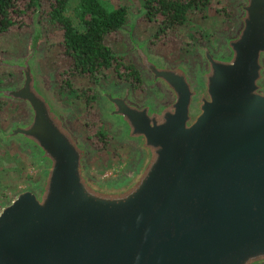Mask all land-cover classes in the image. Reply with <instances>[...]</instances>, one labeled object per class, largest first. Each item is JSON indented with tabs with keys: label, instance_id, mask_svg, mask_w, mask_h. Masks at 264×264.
I'll use <instances>...</instances> for the list:
<instances>
[{
	"label": "water",
	"instance_id": "1",
	"mask_svg": "<svg viewBox=\"0 0 264 264\" xmlns=\"http://www.w3.org/2000/svg\"><path fill=\"white\" fill-rule=\"evenodd\" d=\"M237 7L227 53L203 47L198 88L185 64L154 61L132 39L170 97L152 106L104 91L141 150L118 185L87 172L89 151L41 73L38 36L20 62L0 58L22 77L0 92L31 109L9 135L47 163L37 192L0 207V264H264V0Z\"/></svg>",
	"mask_w": 264,
	"mask_h": 264
},
{
	"label": "rangeland",
	"instance_id": "2",
	"mask_svg": "<svg viewBox=\"0 0 264 264\" xmlns=\"http://www.w3.org/2000/svg\"><path fill=\"white\" fill-rule=\"evenodd\" d=\"M103 2L108 8H114L118 5L126 6L128 10L127 23L135 24L134 34L136 38L143 40L149 51L164 56L163 61L166 63L184 62L190 71L194 70L193 68L199 60L201 61V68L203 66L200 45L207 44L211 48H215L221 43V35L225 37L233 35L237 25H239L236 19L238 0H210L202 11L199 9L191 10L188 14V21L183 25L153 37L159 21L156 18L144 16L143 0H103ZM49 7L48 1L39 0L38 9L27 25L0 32V58L27 55L31 38L36 34L38 35L37 55L41 73L61 103L66 115L70 116V127L79 133L90 149L91 154L85 161L87 172L94 179L108 183L115 180L113 178L120 177L121 174L129 173V170L134 166V169H137L139 164L136 163V155L134 157L133 154L138 151L137 145L133 141L120 137L114 129V124L109 121L110 116L104 111L106 104L100 91L106 89L107 85L113 81V79L110 80V71L107 75L103 73L99 78L100 82H94L84 76L74 77L72 79L73 88L79 92L74 91L70 94L60 89L64 84V77L60 73L63 68L69 65L70 59L60 56L59 39L61 31L59 27L40 15L42 9ZM228 14L230 15L229 18ZM231 15H234L235 19ZM126 29L128 26L125 25L118 34L108 36L106 39L113 50L121 51L129 47ZM194 32L198 33V36H193ZM224 36L222 37L225 38ZM19 76L20 74L11 67L0 65V87L16 85L19 82L17 80ZM149 83L153 84L151 81ZM88 85H92L98 92L94 101L89 105L86 104V99L82 95L84 88ZM149 86L151 85H146L147 90H149ZM131 88L132 97L136 99L135 101L141 102L146 97L147 90L145 87L144 89ZM164 89L166 91L164 102H166L170 96L168 90ZM7 102H0V206L10 202L13 196L27 185V180L34 175H36L35 187L39 190L47 166L46 161L39 162L31 150L19 143V140L2 138V132H7L12 123L27 113L23 111V105L19 102L13 100ZM99 130L106 132L103 144L100 138L97 139ZM132 155L134 157L131 162L132 168H127L128 162H130L129 158Z\"/></svg>",
	"mask_w": 264,
	"mask_h": 264
},
{
	"label": "trees",
	"instance_id": "3",
	"mask_svg": "<svg viewBox=\"0 0 264 264\" xmlns=\"http://www.w3.org/2000/svg\"><path fill=\"white\" fill-rule=\"evenodd\" d=\"M46 1L50 7L42 9L40 15L59 27L60 56L70 59L69 65L60 73L64 77L61 90L70 94L74 91L79 92L73 88L74 77L84 76L89 80L99 81L103 73L107 75L112 68L119 75L126 73L130 75L134 83L140 81V79L135 81L138 78L136 65L131 61H121L120 55L106 41L108 36L118 34L126 21L128 14L126 6L108 8L103 0ZM209 1L143 0L144 16L159 21L155 33L159 36L186 23L191 10L202 11ZM38 6L39 0H0V32L27 25ZM227 16L230 17L229 14ZM194 35L198 36V33L194 32ZM83 92L86 104H91L96 98V89L88 85ZM104 134V131L99 130L101 140H104Z\"/></svg>",
	"mask_w": 264,
	"mask_h": 264
},
{
	"label": "flooded vegetation",
	"instance_id": "4",
	"mask_svg": "<svg viewBox=\"0 0 264 264\" xmlns=\"http://www.w3.org/2000/svg\"><path fill=\"white\" fill-rule=\"evenodd\" d=\"M239 2V0H238ZM237 2V4H238ZM237 4H236V7H237ZM238 9V7H237ZM234 14V12H233ZM238 15H239V10H238V14L236 16V19L238 20ZM128 16V14H127ZM231 17L233 19H235L234 15H231ZM128 21V18L126 19V21L122 24V26L120 27V30L121 28H123L125 25L128 26V29H126V37H127V42H128V45L129 47L125 50H121V51H115L118 55H120V59L121 61H125V62H133L136 67L138 68V78L135 80H139L137 83H134L133 80L129 77L130 75H128L127 73L124 74V75H119L117 73V71L115 69H111V75L109 74V76L111 77L110 80L113 79V81L107 85L108 87H106V89H102L100 92H101V95L103 97V101L105 102L106 104V107H105V110L108 115L110 116V119L109 121H111L113 124H114V129L115 131H117V133L120 135V137L123 139L124 138V132H125V126L118 120V118L113 115V114H110L109 113V104H108V100L104 94V91H110L112 92L113 94H117V95H124V94H127V97L133 101H135L136 99L134 97H132V88L131 87H136V88H140V89H146V85H151L149 86V90H147L146 92V97L144 99L141 100V102H138L140 104L142 103H148L152 106H158L160 105L162 102L164 103L166 97H165V87L163 84H161L160 82H156V81H153L152 78H151V75L149 74V72L147 71V69L141 64L140 62V56L138 54V51H137V48L135 47L132 39L136 42L139 43L140 45V48L141 50L148 56L150 57L152 60L154 61H157V62H160L164 65H176V64H185L186 67H187V73L192 81V84L194 85L196 83V85H194L196 88L200 87L203 85V78L201 76V72L203 70V66H204V63H205V59H204V50H203V47L204 46H207L208 49L215 55H222V54H226L227 53V37H225L224 35H221V43L220 45H216L215 48H211L209 45L205 44V45H200L199 48L201 49V52H200V56L201 58L203 59V66L201 68V61L199 60L196 65L194 66V70L193 71H190V69L188 68V65L184 62H179V63H166L164 60V56L156 53V52H152V51H149L148 47L146 46L145 42L142 40H139L138 38H136L135 34H134V27H135V24L134 23H127ZM238 23H239V20H238ZM238 26V25H237ZM158 28V27H157ZM119 30V31H120ZM156 31L157 29L155 30L154 32V36L153 37H156ZM37 35V34H36ZM38 36V35H37ZM222 36H224L225 38H223ZM33 38V37H32ZM32 38H31V42H30V45L32 43ZM37 43H38V40H37ZM30 45H29V51H30ZM220 46V47H219ZM25 56H19V57H8V58H4L5 60H8L9 62H20L21 59L25 58ZM123 69H121V72H122ZM150 77V78H149ZM105 79V78H104ZM103 79V80H104ZM17 80L19 82L16 83V85H11V86H8V87H5V88H2L0 87V90L1 89H8V88H16L17 86L20 85L21 81H22V77L21 75L19 76V78H17ZM102 80V82H103ZM149 81H151V83L153 84H150ZM94 82H100V81H94ZM261 84L263 85V88H264V74H263V77L262 79L260 80ZM118 83H120V85H117ZM50 86V85H49ZM164 87V88H163ZM96 89V88H95ZM96 92H97V89H96ZM98 94V92H97ZM16 101L17 103L19 102V104H22L23 105V111L27 112L25 116L21 117L20 119H18L17 121H15L14 123H12L9 128H8V131L7 132H2L1 136L2 138H6V139H17L19 140V143H21L22 145H25V147L27 149H30L31 152L34 154V156H36L37 160L39 162H42V161H45L43 159H39V150L33 146L32 144L22 140L21 138L15 136V135H9L10 133V130L14 127H16L17 125H20V124H23L31 115V109L28 105V103L26 101H22V100H18V99H15L11 96H6L4 95L2 92H0V102H4V103H8L7 101ZM161 101V102H160ZM137 102V101H136ZM194 104H192V111H195V107L193 106ZM64 111V115H65V120L67 122V124L69 125L70 124V121H69V117L68 115H66L65 113V110L63 109ZM70 126V125H69ZM72 129V128H71ZM72 131L79 137V139L81 140V143L88 149L89 153L88 155L86 156V159L89 157V155L91 154L90 152V149L88 148L87 144L84 142V140L80 137L79 133L74 131L72 129ZM116 133V134H117ZM115 134V136H116ZM106 135V132L105 134ZM100 137L98 136L97 139H99ZM126 140V139H125ZM102 141V144L104 143V140H101ZM102 147V145H101ZM138 151H140V153H138V151H135L133 154H134V157L136 155V163L140 164V160H141V150L137 147ZM133 155L129 158L130 159V162H128V165H127V168H132V160H133ZM85 159V161H86ZM36 165V163H35ZM137 165V164H136ZM40 166V164H39ZM135 167V166H134ZM134 167L129 170V173H126V174H121L120 177L118 178H113L115 180L113 181H110L108 183H105V184H109V185H118V184H121L123 182H125L133 173L134 171H136L137 169ZM138 168V167H137ZM134 169V171H133ZM36 175H34V177H30V179L27 180V185L22 189V190H32L34 192H37L38 189H36ZM22 190H19L18 192L22 191ZM17 192V193H18ZM16 193V194H17ZM15 194V195H16ZM14 197V196H13ZM4 205V204H3ZM1 205V206H3ZM0 206V207H1Z\"/></svg>",
	"mask_w": 264,
	"mask_h": 264
}]
</instances>
